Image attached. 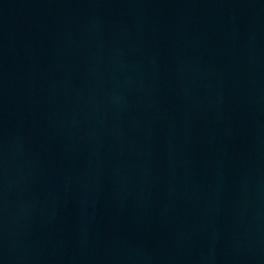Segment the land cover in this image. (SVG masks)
<instances>
[{
	"label": "water",
	"instance_id": "95a60500",
	"mask_svg": "<svg viewBox=\"0 0 264 264\" xmlns=\"http://www.w3.org/2000/svg\"><path fill=\"white\" fill-rule=\"evenodd\" d=\"M0 264H264V0H0Z\"/></svg>",
	"mask_w": 264,
	"mask_h": 264
}]
</instances>
